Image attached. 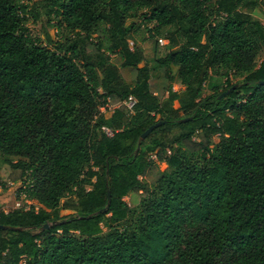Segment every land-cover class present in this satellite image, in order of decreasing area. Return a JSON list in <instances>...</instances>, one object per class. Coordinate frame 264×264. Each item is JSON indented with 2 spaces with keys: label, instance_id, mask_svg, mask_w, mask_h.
Segmentation results:
<instances>
[{
  "label": "trees",
  "instance_id": "1",
  "mask_svg": "<svg viewBox=\"0 0 264 264\" xmlns=\"http://www.w3.org/2000/svg\"><path fill=\"white\" fill-rule=\"evenodd\" d=\"M44 2L66 32L51 48L29 35L20 0H0V157L35 204L0 210V225L24 229L0 231V264H264V0ZM141 26L169 44L157 92L131 46ZM213 73L225 86L205 95Z\"/></svg>",
  "mask_w": 264,
  "mask_h": 264
},
{
  "label": "rangeland",
  "instance_id": "2",
  "mask_svg": "<svg viewBox=\"0 0 264 264\" xmlns=\"http://www.w3.org/2000/svg\"><path fill=\"white\" fill-rule=\"evenodd\" d=\"M22 5L27 7V16L25 25L28 29L29 35L33 40L41 42L43 46H49L47 41V36H50L52 40L57 41L61 39V35H65L66 32H61L58 28L59 19L55 16L49 14V9L45 8V0H20ZM37 16V17H36ZM253 16L255 19L259 20L264 24V8H257L253 11ZM131 20L128 21L130 23ZM104 25L101 24L97 31L99 39L106 43V35L104 32ZM167 40L164 33H149L148 30L141 26L138 30L132 33L131 46H138L143 49L146 57L145 64H147L153 74V84L154 91L162 90L164 86H167V83L163 79V75H160L158 70L157 59L165 57L169 52V44H161L159 40ZM113 62L120 67L121 73L125 81L133 86L135 84L134 75L129 68H122V60L119 57H112ZM264 59V46L260 50L258 57L256 59V65L258 66L260 62ZM174 74L177 73V69L173 68ZM232 83H240L243 81V78L232 77ZM226 78L218 74L213 73L205 88L204 94L211 95L214 93V86L220 87V91L224 88ZM174 91L182 90L179 81L177 80L173 85ZM112 114V110L108 109L102 110V116L109 118ZM194 140H198L196 137ZM175 150L183 151L187 153V149L181 143L176 144ZM173 151V150H172ZM151 159H154V154L151 155ZM158 169L165 170L167 168L166 163H158ZM12 170L10 166L3 163V158L0 157V179L4 182H8L7 189H4L0 186V210L6 208H16V209H30L34 204L29 200L25 195L18 194L20 187L22 186L21 182H12L11 181ZM157 175V170H154L148 177H145L143 180L149 183H152ZM141 194L130 193L124 200L131 206L137 207L141 201Z\"/></svg>",
  "mask_w": 264,
  "mask_h": 264
},
{
  "label": "water",
  "instance_id": "3",
  "mask_svg": "<svg viewBox=\"0 0 264 264\" xmlns=\"http://www.w3.org/2000/svg\"><path fill=\"white\" fill-rule=\"evenodd\" d=\"M264 82H262L263 84ZM239 85H234L233 87H231L228 91H226L225 93H223L221 96H219V99H222V98H225L227 97L232 91H234ZM188 119H184V120H181L182 123H185L187 122ZM162 123H158L156 124L155 126L151 127L150 129H148L141 137H140V140H139V147L141 145V143L146 140V138L151 134V132L158 126H160ZM138 152V150H137ZM110 204H111V196H110V193H108V204L107 206L99 211L97 214H101V213H105L108 211L109 207H110ZM92 217V216H90ZM52 225L50 224H46L44 225L41 230H48ZM1 230H14V231H20V230H24L23 228H18V227H12V226H5V225H0V231Z\"/></svg>",
  "mask_w": 264,
  "mask_h": 264
},
{
  "label": "built area",
  "instance_id": "4",
  "mask_svg": "<svg viewBox=\"0 0 264 264\" xmlns=\"http://www.w3.org/2000/svg\"><path fill=\"white\" fill-rule=\"evenodd\" d=\"M159 42H160L161 44H163V45L168 44V41H167V40H162V39H160ZM124 104H125V106H126V108H127V110H128L129 112H133V110H134V106H135V104H136V99H135L133 96H130V97L124 102ZM103 109H104V108H103ZM103 109H102V110H103ZM105 110H106V109H105ZM105 131H106L109 135H111V132H110L109 130L105 129ZM167 152H168L169 155L171 154V151H170V150H168ZM154 160L157 161L156 155H154Z\"/></svg>",
  "mask_w": 264,
  "mask_h": 264
}]
</instances>
